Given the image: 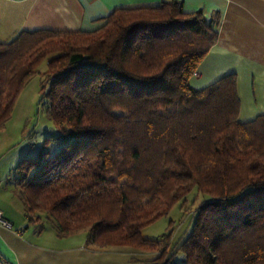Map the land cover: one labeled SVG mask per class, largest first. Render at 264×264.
<instances>
[{
  "label": "trees",
  "instance_id": "1",
  "mask_svg": "<svg viewBox=\"0 0 264 264\" xmlns=\"http://www.w3.org/2000/svg\"><path fill=\"white\" fill-rule=\"evenodd\" d=\"M98 21L0 41V126L45 61L58 129L53 156L14 167L26 220L43 211L60 236L86 229L98 247L155 253L137 264H264V114L238 121L235 74L188 84L216 41L218 14L170 1L119 6ZM192 188L206 198L189 235L174 246L170 231L141 236Z\"/></svg>",
  "mask_w": 264,
  "mask_h": 264
},
{
  "label": "crops",
  "instance_id": "2",
  "mask_svg": "<svg viewBox=\"0 0 264 264\" xmlns=\"http://www.w3.org/2000/svg\"><path fill=\"white\" fill-rule=\"evenodd\" d=\"M170 1L180 2L187 13L201 10L206 18L219 16L216 41L188 84L203 89L235 74L238 121L263 115L264 0H0V41H10L22 30H92L116 7ZM16 140L5 124L0 126V210L12 224L10 229L0 224L1 264H137L154 257L153 252L130 246L93 245L87 241L86 229L60 236L55 228L46 232L43 226L29 224L16 193L14 167L25 154L15 146Z\"/></svg>",
  "mask_w": 264,
  "mask_h": 264
},
{
  "label": "rangeland",
  "instance_id": "3",
  "mask_svg": "<svg viewBox=\"0 0 264 264\" xmlns=\"http://www.w3.org/2000/svg\"><path fill=\"white\" fill-rule=\"evenodd\" d=\"M45 69L46 63L42 61L37 67L36 73L20 90L11 115L5 122L9 136H12L13 139L17 138L15 146H18L19 149L23 148L25 151L22 157L49 158L59 149L56 140L58 129L50 117V103L45 94L48 90V83L42 74ZM44 152L46 153L44 154ZM205 198L195 188H192L184 199L174 203L164 215L144 226L141 229V236L147 239H157L170 231L171 245H176L190 234L196 210ZM43 214V211H34L31 216L35 219L39 215L38 221L27 220V222L35 224V226L42 224L48 232L54 226L43 217ZM179 255L178 253L177 260Z\"/></svg>",
  "mask_w": 264,
  "mask_h": 264
},
{
  "label": "built area",
  "instance_id": "4",
  "mask_svg": "<svg viewBox=\"0 0 264 264\" xmlns=\"http://www.w3.org/2000/svg\"><path fill=\"white\" fill-rule=\"evenodd\" d=\"M0 224L3 225L4 227L10 229L12 224L10 223L9 220H7L3 215L2 212L0 210Z\"/></svg>",
  "mask_w": 264,
  "mask_h": 264
}]
</instances>
